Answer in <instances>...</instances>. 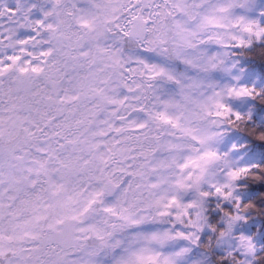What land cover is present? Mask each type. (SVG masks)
I'll list each match as a JSON object with an SVG mask.
<instances>
[{"label": "snow or ice", "instance_id": "6c2138e0", "mask_svg": "<svg viewBox=\"0 0 264 264\" xmlns=\"http://www.w3.org/2000/svg\"><path fill=\"white\" fill-rule=\"evenodd\" d=\"M0 264H264V0H0Z\"/></svg>", "mask_w": 264, "mask_h": 264}]
</instances>
